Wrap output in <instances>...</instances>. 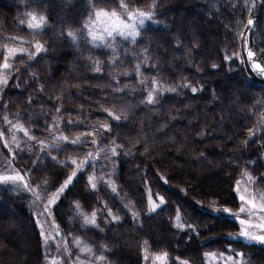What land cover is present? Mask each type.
<instances>
[{"label": "trees", "instance_id": "1", "mask_svg": "<svg viewBox=\"0 0 264 264\" xmlns=\"http://www.w3.org/2000/svg\"><path fill=\"white\" fill-rule=\"evenodd\" d=\"M124 3L155 14L134 40L93 44L84 22L94 9L126 18L120 0H0V78L8 80L0 84V173L23 177L0 183V226L23 242L0 232V264L49 263L34 193L87 262L264 264V245L238 235L242 202L234 191L247 173L264 198V78L245 47L264 67V0ZM40 17L42 28L27 26ZM37 44L44 50L32 55ZM85 160L92 163L79 171ZM93 213L96 225H84Z\"/></svg>", "mask_w": 264, "mask_h": 264}, {"label": "snow or ice", "instance_id": "2", "mask_svg": "<svg viewBox=\"0 0 264 264\" xmlns=\"http://www.w3.org/2000/svg\"><path fill=\"white\" fill-rule=\"evenodd\" d=\"M152 7H155V3H153ZM120 8L126 13L127 16V20H123L120 19L118 17V14L116 13L115 10H113L112 12H107L104 9H94L93 13L89 16V18L84 22L83 24V29H84V35H86L87 38H89V42L96 44L97 42H99L100 44H103L104 40H105V36L107 37H112L115 38L116 35H119L121 37L124 38H132L133 40L135 39V37L138 35V32L136 31V28L138 25H143L146 21H150L153 17V15L155 14L153 11H148V12H144V11H140V10H135V11H129L128 10V6L127 4L124 3V0H120ZM31 15V14H29ZM101 17H105V18H116V22L113 23L111 25V27H105L103 30V33H99L98 31L94 30V25H97V23L101 20ZM31 20L35 21L36 17L35 15H31ZM128 21H131L130 23ZM45 18L44 17H40V21L38 23H28V27L33 29V30H38L40 28H42V26L45 23ZM254 22L250 19L248 21L249 25H252ZM66 35L75 43L78 39L77 35L71 31L67 32ZM43 46L40 44H37L35 46V54L40 53L41 51H43ZM17 51H19V53L23 54L25 52L24 49H9V55H15L17 53ZM255 53H253L252 51H248L247 56L249 60H252V58L254 57ZM227 58V57H226ZM7 61V57L5 58V63L2 65L3 69H9L11 66L6 62ZM252 67L254 69H258L260 70V72L264 73V67H262L260 64L253 62ZM96 71H100L99 67H96ZM8 83L7 78H0V84L6 85ZM193 92L196 91L195 88L192 89ZM147 103H154V99H153V94L149 93L148 94V98H147ZM57 111H59V109H57ZM109 116H112V113H108ZM116 120H119V117H113ZM6 119V118H5ZM74 123H78V122H74V121H68L69 125H73ZM101 131H110V129L108 128V126H101ZM0 135H2V133H0ZM88 135H92V134H88ZM59 141H64V142H70L73 144H80L82 141L80 140V138H77L76 140L73 141H69L68 137L66 136H61L58 138ZM87 142V141H84ZM91 143L95 144L96 141L95 139L90 141ZM45 147H49V146H45ZM52 147H55V145H53ZM89 157L92 156L91 153L88 154ZM113 155H115V149H113ZM53 159H55L53 157ZM95 157H92V160H94ZM92 160H85L82 161L78 167L79 171H83V168L85 165L87 164H91ZM77 162L75 160L71 161L72 165H75ZM67 166V165H65ZM77 175V172H73L72 175L69 177V180L66 181L60 189H58V191L56 193L53 194V198L51 200H49V204H54L56 202L57 199H59V196L61 193L64 192V190L69 186V184L72 182V179ZM245 176L247 177V179L249 181H251L253 178L248 175L247 173H245ZM23 177H21L19 175V173H17L16 175H0V183L2 184H8L9 182H11L12 184H16L18 181H22ZM94 180V177H89V183L91 184V187L93 189H95L96 185L95 183H93L92 181ZM240 182H237V186L234 189V191L236 192H240ZM27 184H24V188L27 189ZM30 190V189H29ZM113 191H115V188L112 189ZM245 193H248V189L244 190ZM238 199L242 202V206L240 208V213H248L249 215L253 214V210H256L259 207V210L264 212V203L260 204L259 206L254 202V199H247L245 194H241L238 196ZM163 198H160V204H163ZM244 205H248V207H245ZM77 208H79V205H76ZM158 207L157 204L153 203L151 208L149 209L150 212H154L156 210V208ZM216 210V209H214ZM220 211H223L226 214L229 215H235L233 213H231V211L227 208H224ZM109 215H111V211L109 210ZM95 216L96 214L93 213L91 218H89L88 216L84 217V225H96V220H95ZM238 218V217H237ZM177 219L179 220V216H177ZM112 220L113 221H118L119 218L112 216ZM261 220H264V216L261 217ZM239 223L241 225H245V228L242 229L239 232V237L240 238H244L248 241H252V242H259L260 244L264 245V234H255L254 232L250 231V228H256L259 229L261 233H264V222L262 223H258V224H249V222L247 220H239ZM177 227L180 229L184 228L183 224H177ZM41 235L44 236V233L41 232ZM47 237H45V243H47ZM82 251H90V249H82ZM237 256L243 257L244 254L243 253H237ZM167 254H164L163 257H157V259L159 260H163L166 259ZM229 260L232 259V257H228ZM186 264V262H185Z\"/></svg>", "mask_w": 264, "mask_h": 264}, {"label": "rangeland", "instance_id": "3", "mask_svg": "<svg viewBox=\"0 0 264 264\" xmlns=\"http://www.w3.org/2000/svg\"><path fill=\"white\" fill-rule=\"evenodd\" d=\"M60 7H62L64 10H67V11H68V9H70L66 5H64V4L62 5V3L60 5ZM118 17L120 19L127 20V17L124 18V17H121L120 15H118ZM61 19H62V16H61ZM115 22H116V18L101 17V20L97 23V25H94L93 27H94V30L98 31L99 33H103V30H104L105 27H109L110 28L111 25L113 23H115ZM128 22L130 23L131 21H128ZM145 25H146L145 23L142 26L138 25L137 28H136V31L139 32V30L142 27H144ZM116 36H119V35H116ZM137 36L135 37V39L137 38ZM108 38H112V37L105 36V40L108 39ZM122 38H124V37H122ZM126 39H132V38H126ZM245 47L247 49V53H248V51H252L248 47L247 44L245 45ZM253 58H252V65H253V62L260 64L259 61L255 60V55H254ZM252 69H254V68L252 67ZM254 70L256 72H258V73L260 72V70H258V69H254ZM260 73L262 74L261 77L264 78V73H262V72H260ZM176 134L178 136V132ZM187 167L188 166L183 165L182 169L186 170ZM222 167H223L222 165H220V167L217 165V166L214 167L215 168L214 171L215 172L217 170L219 171V169L220 168L222 169ZM0 175H9V174L0 173ZM13 175H16V174H13ZM218 175H221V173L218 174ZM199 177H200V179H203L201 177V175ZM202 183L204 185L208 184L210 186H213V184L208 182V181H204ZM251 184H252V180L249 181L247 179V177H245V180H242L241 183H240V190L241 191L239 192V194H245L247 199L255 198L254 202L259 206L260 204L263 203L261 200H263L264 198L261 199V197L259 195L260 192H253ZM245 189H248V193H245V191H244ZM262 197H264V196H262ZM33 198H34L33 201H32L33 207L36 210V213L38 214V216H40L42 218V221L40 222L41 230H43L44 236L48 238L47 239V243H45V245H47V253L49 254V263L48 264H95L93 262H87L82 257H76L77 251L72 252L70 250V248L66 244V241H65V239L63 237V234H62L61 230L57 227L56 223H54V224L52 223L54 221H52L50 219V216L47 213V211L49 212L51 210L50 206L46 205L47 206L46 207L45 204L41 202V200L38 197V195H36L35 193L33 194ZM157 203L159 204V202H157ZM157 203H155V204H157ZM244 206L248 207V205H244ZM46 208H47V210H46ZM262 216H264V212L260 211L259 207H258L256 210H253V214L252 215H249L248 213H240V211H239V213H237L235 215V218L238 221L239 220H247L249 222V224H258V223L264 222V220H261ZM4 223H3V225L6 226L7 223H5L6 225ZM3 225L0 226V228H1L0 232L4 235V237H6V241H8L9 243H14V244L19 243V245L22 246L21 243H23V242L19 238H16V237L12 238V237H9V236H7L6 234L3 233L4 232L3 231L4 230V226ZM244 228H245V225H242V229H244ZM249 230L254 232L255 234H264V233H261L260 230L256 229V228H250ZM18 234H19V231H18ZM242 239H244V238H242ZM244 240H246V239H244ZM249 242H252V241H249Z\"/></svg>", "mask_w": 264, "mask_h": 264}]
</instances>
